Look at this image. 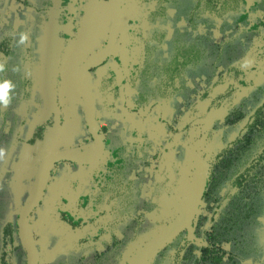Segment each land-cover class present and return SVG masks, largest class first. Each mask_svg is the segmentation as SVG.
Listing matches in <instances>:
<instances>
[{"label":"trees","instance_id":"obj_1","mask_svg":"<svg viewBox=\"0 0 264 264\" xmlns=\"http://www.w3.org/2000/svg\"><path fill=\"white\" fill-rule=\"evenodd\" d=\"M15 2L18 0H7L4 5V0H0L1 14ZM24 5L22 11L25 15L21 24L10 22L0 26V65L4 68L0 72V83H10L9 103L0 104V150L9 151L11 161L16 156L11 151L17 147L37 151L33 156L42 159L40 171L45 161L55 155V152H48L44 148L48 134L56 129L59 132L69 130L75 124L71 115L78 113L79 94L71 86L74 60L68 59V48L78 51L91 36L86 25L91 21L89 16L94 13L99 15L96 27L102 26L103 33L109 31L105 53L111 36L114 37L107 57L102 55L99 64L92 67L90 72L106 67L124 25L125 33L121 36L123 47H127L135 59L129 65L126 79L132 85L138 107L151 102L162 106L163 102L169 105L179 103L180 99L188 101L193 94L190 78L201 75L206 77L209 88L203 89L200 103L211 98L215 87L228 84V89L215 96L211 105L206 106L205 117L212 105L218 106L223 101L233 99L236 89L244 85V78L257 77L253 73L260 69V64L264 66V24L260 22L257 28H244L238 23L244 10L264 8V0H252L251 5L246 0H26ZM215 25H220L223 32L231 31L221 43L213 39L212 29ZM44 26H57L58 33L57 39L47 45V50L37 53L45 60L44 65L52 64V67L48 71L44 68L42 79L35 86L31 63L36 52L32 44ZM166 26L173 28L171 35ZM249 33H253V36L246 37L244 41V35ZM47 39L51 37L47 36ZM207 70L210 73H206ZM231 77L232 80L229 79ZM122 86V81L111 71L97 77L92 90L100 98L109 100V104L102 107L107 109L115 106ZM83 100L87 108L89 134L96 143L99 125L95 121V110L92 108L93 126L90 103ZM48 102L51 103L47 105L50 108L43 112V116L36 115V110ZM229 114V124L242 118L237 116V112ZM239 114L242 113L239 111ZM105 117L103 113L102 119ZM79 121L76 123L81 124ZM80 128L82 125L78 130ZM244 128L245 131L233 142L222 149L215 148L206 155L196 149L188 138L193 174L194 151L207 165L208 182L203 202L206 203L208 215L202 214L194 219L192 235L186 229H181L152 257L141 262L134 261L135 254L172 222L158 229V225L150 226L145 222L146 212L159 209L156 198L162 192L159 189L161 184L167 179L163 175L166 165L164 161L160 164L161 178L150 176L155 193L141 196L139 188L148 182L146 161L152 143L143 135L135 143L122 144L113 137V132L107 147L114 153L115 161L106 165L100 174L93 175L96 194L91 196L80 192L78 198L65 192L67 187L64 186L62 195H58L61 188L58 182L54 189L56 203L48 209L57 222L69 227L68 236L83 230L78 242L80 246L97 242L108 235L112 236L111 241H105L103 251H94L86 258L74 254L72 250L64 255L58 254L53 264H241L248 260L264 264V98ZM102 132L108 131L103 128ZM174 149V146L167 144L164 152ZM139 151L143 152L137 156ZM134 153L136 158L132 162L130 155ZM24 158L15 160L28 162ZM50 163L88 167V163L67 154L52 158ZM40 171L36 174L27 204L34 195ZM42 193L41 187L33 209L40 202ZM68 202L73 203V207L63 209ZM27 204L23 206L17 221L12 218L0 219V264H14L19 249L14 244L16 236L28 257L19 229ZM76 204L86 215L78 212ZM138 209L140 211L136 214ZM123 211L133 212L137 236L139 231L151 233L145 241L128 238L124 218L127 214ZM115 231L122 235H117ZM226 245L230 248L226 249Z\"/></svg>","mask_w":264,"mask_h":264},{"label":"rangeland","instance_id":"obj_2","mask_svg":"<svg viewBox=\"0 0 264 264\" xmlns=\"http://www.w3.org/2000/svg\"><path fill=\"white\" fill-rule=\"evenodd\" d=\"M123 1L125 2V0ZM25 2L26 0H18V2L11 3L2 14L0 12V26L10 22L21 24L23 14L25 15L24 11H22ZM246 2L251 5L252 0H246ZM6 3L7 0H4V5ZM127 16L128 14L126 13L125 17ZM90 17L91 21L86 25V28L91 36L81 44L78 51L74 52L73 49L68 48L69 52L67 56L68 59L74 60L73 74L86 68L84 74L77 79V86L79 91L91 99L94 104L95 121L100 127H97V130H99L97 136L102 147L101 156H99L100 150L98 145L92 141L89 134L86 104L81 98H78L77 112L79 114L71 115V118L75 120V124L73 123L69 130L59 132L56 129L50 132L45 139L44 148L48 152L72 155L81 162H88L86 164L88 167L70 163L53 164L49 162L47 164L44 181L41 185L43 195L40 202L32 211L25 231L36 253L37 264H52L58 254L64 255L70 250L74 251V254L78 256L90 257V254L94 251H103L105 241H111L112 236L108 235L97 242L80 246L78 242L80 240V233L83 230L77 234L68 236L69 227L62 226L61 222H57V218L52 217L51 211L48 209L56 203L54 189L58 182H60L61 186L60 190H58V195H62L61 192L64 186L67 187V191L65 192H68L69 195H77L78 198L80 192L83 195L92 194L91 196H94L96 194L97 187L93 184V175L100 174L106 168V165L111 161H115L114 153L107 147L109 136L113 132V137H116L122 144L126 142L135 143L143 135L152 143L150 151L148 150L150 155L146 161L148 163V167L146 168L148 182L140 186L139 192L141 196L145 197L151 192L155 193L153 179L150 176L161 178L159 177L161 175L160 164L164 161L166 165L163 175L167 179L161 184L159 189L162 192L158 193V197L156 198L159 209L158 211L145 213V222L150 226L158 225L156 226L158 229L168 225L176 216L175 214L179 213L193 177V169L191 168V160L188 154V138L190 137V141L194 143L196 149L202 151L205 155L213 152L215 148L222 149L245 131L244 127L248 124L249 118L264 98V83L262 82L264 66L260 64V69L255 70L256 73H253L257 77H247V81L244 78V85L236 89L233 95L234 98L223 101L218 106L212 105L205 117L203 115L206 109H208L206 106L211 105L210 102L215 96L225 92L228 89V84L215 87L211 92V98L200 103L199 98L203 89L209 88L206 77H200L201 75H192V78H190L193 94H191L188 101L180 99L179 103L173 102L169 105L163 102L162 106L151 102L147 106L138 107L133 97L134 91L132 85L126 79L129 65L131 62H135V59L131 57L129 49L123 47L121 36L125 33L124 25H122L118 33L117 37L119 38L114 45V50L110 54L106 67H100L93 72L87 71L88 67L91 64L97 63L103 53H105L106 39L109 35V31L108 33H103L102 26L96 27V19L99 17L97 13L89 16V19ZM263 17L264 8L256 7L251 11L244 10L239 16L238 23L244 28H247V26L257 28L260 22L264 24ZM165 28H167L169 35L173 33V28L169 26ZM43 29L36 35V43L34 41L32 44L36 52V56L32 57L31 63L32 79L35 86L42 79L44 68L48 71L52 67V64L44 65L45 60L38 57L37 53L47 50V45L51 44L53 39H57L56 34L58 33L57 26L50 28L44 26ZM212 32L213 39L217 43H221L229 32L231 33V31L223 32L220 25H215ZM47 36L51 37V39H47ZM251 36H253V33L245 34L243 40L245 41L246 37ZM255 40L254 38L253 41ZM111 71H114L119 77L123 86L120 88V96L115 106H109L105 109L102 107H106L105 104H109V100L95 95L92 88L96 83L97 77H101L103 73L106 74ZM205 72L210 73V70ZM218 75H216V78ZM243 77H245V74ZM229 79L232 80V77ZM47 105H51V103L48 102L38 108L36 115L43 116V112L50 108ZM237 110L242 114H239ZM232 112H237V116H241L242 118L235 121L234 124H229L227 118L230 116L229 113ZM103 113L106 115L105 119H102ZM77 121L81 124L76 123ZM80 125H82V128L78 130ZM188 125H190L189 129L185 130ZM103 128H106L108 132H102ZM114 130H116V133ZM167 144L168 146H174L175 149L169 150L168 153L164 152ZM142 152L139 151L137 156L140 153L142 154ZM11 153L17 157H14L12 161L11 157L9 158V151H4L3 155L0 156V219L12 218L17 221L18 215L21 213L23 206L27 204V199L33 190L34 180L36 174L40 171L42 159L41 157L33 156L38 152L31 148L27 150L26 148L17 147ZM23 157H25L24 160L28 159V162L16 161L17 159L21 160ZM130 158L134 162L136 154H131ZM72 207L73 203L68 202L63 209H71ZM75 207L78 212L81 211V215H86L80 210V207L78 208L77 204ZM139 211L138 209L136 214ZM123 212L127 214V217L124 218H126L125 224L127 225L128 238L136 239L134 241L137 242L139 240L145 241L151 233L143 231L146 233L144 234L139 231V236H137V228L135 227L134 220H132L133 212ZM202 214L208 215L205 202H203L198 216ZM153 228L155 229V227ZM116 234L122 235L119 232ZM15 246L19 249L16 251L14 264H28L25 250L23 249L21 240L17 236L15 237ZM225 248L229 249L230 246L226 245ZM241 264L258 263L248 260Z\"/></svg>","mask_w":264,"mask_h":264},{"label":"water","instance_id":"obj_3","mask_svg":"<svg viewBox=\"0 0 264 264\" xmlns=\"http://www.w3.org/2000/svg\"><path fill=\"white\" fill-rule=\"evenodd\" d=\"M113 37L114 36H111L112 40H113ZM112 40H110L109 42V48L107 52L105 53L104 58L105 56H107L111 48ZM74 89L76 93L80 95V92L76 88ZM83 98L88 100L85 96H83ZM88 101L90 103L91 124L93 125L92 104L90 100ZM95 141L100 150L99 156H101L102 147H101V144H100V141L97 135H95ZM58 156H64V154H55L54 156L52 155L49 159L45 161L40 171L38 180H37L34 195L30 199L27 206L25 207V210L23 211L22 216H21L19 229H20V234L22 236L23 242L26 246V250L28 253V264H36V254H35L31 241L26 235L25 227H26L28 218L33 210L36 199L39 195L40 188H41L43 178L45 175V168L52 158H56ZM193 157H194L195 170H194V174H193L189 189L185 195L184 203H183L181 210L176 215V217L172 220V222L164 230H162L159 234H157L151 240H149L147 244L135 254L134 256L135 262H141V261H144L152 257L154 253H156V251L164 247L166 243L172 237L176 236L181 231V229H186L189 232V235H192L193 233L192 223L194 219L198 217V214L200 212V209H201V206L204 200L205 191L207 188V182H208V170H207L206 162H204L199 157V154L196 151L193 152ZM82 163H85V162L82 161Z\"/></svg>","mask_w":264,"mask_h":264},{"label":"flooded vegetation","instance_id":"obj_4","mask_svg":"<svg viewBox=\"0 0 264 264\" xmlns=\"http://www.w3.org/2000/svg\"><path fill=\"white\" fill-rule=\"evenodd\" d=\"M108 54H109V52H108ZM104 55H105V53L103 54V57H104ZM105 57H107V56H105ZM100 60V59H99ZM99 64V61H98V63H95V64H91V66L90 67H88V72H90V70H91V68L92 67H94V66H97ZM100 68V67H99ZM98 69V68H97ZM84 71H86V68H83V69H81V70H79L77 73H75V74H73V80H72V83H71V86L73 87H75L78 91H79V89H78V86L76 87V85H77V79L78 78H80L83 74H84ZM88 72H86V73H88ZM95 86V85H94ZM80 92V91H79ZM83 96H85L86 97V95L84 94V93H82V92H80V95H79V97H77V99L78 98H81L82 100L84 99L83 98ZM87 98V97H86ZM88 100H91V99H89V98H87ZM84 101V100H83ZM92 101V100H91ZM90 101V102H91ZM78 103V102H77ZM91 104H92V102H91ZM92 108H93V106H92ZM94 117V116H93ZM96 142V141H95ZM55 154H57V153H55ZM62 154H66V153H62ZM68 155V154H67ZM72 156V155H71ZM77 159V158H76ZM84 162V161H83ZM85 163H88V162H85ZM92 195V194H91ZM34 210V209H33ZM32 210V211H33ZM32 213V212H31ZM31 215V214H30ZM25 231H26V228H25ZM179 234V233H178ZM15 244V243H14ZM36 254V253H35ZM27 259H28V257H27ZM27 262H28V260H27ZM55 262V261H54ZM53 262V263H54ZM52 263V264H53ZM36 264H37V256H36Z\"/></svg>","mask_w":264,"mask_h":264},{"label":"clouds","instance_id":"obj_5","mask_svg":"<svg viewBox=\"0 0 264 264\" xmlns=\"http://www.w3.org/2000/svg\"><path fill=\"white\" fill-rule=\"evenodd\" d=\"M4 71L2 65H0V72ZM10 88V83L8 81H4L0 83V104L7 105L9 103L8 91ZM3 155V151L0 150V156Z\"/></svg>","mask_w":264,"mask_h":264}]
</instances>
